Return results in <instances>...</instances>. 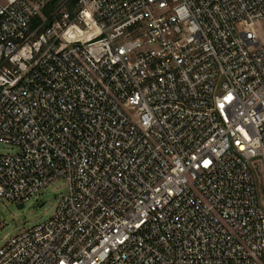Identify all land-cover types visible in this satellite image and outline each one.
Instances as JSON below:
<instances>
[{"label":"built area","instance_id":"obj_1","mask_svg":"<svg viewBox=\"0 0 264 264\" xmlns=\"http://www.w3.org/2000/svg\"><path fill=\"white\" fill-rule=\"evenodd\" d=\"M51 1L0 0V199L66 192L0 264H264V0Z\"/></svg>","mask_w":264,"mask_h":264},{"label":"rangeland","instance_id":"obj_2","mask_svg":"<svg viewBox=\"0 0 264 264\" xmlns=\"http://www.w3.org/2000/svg\"><path fill=\"white\" fill-rule=\"evenodd\" d=\"M256 34L264 40V22H256L253 25ZM0 151L15 152L12 146L0 142ZM66 192L64 179H58L53 183L41 188L23 207L0 199V247L12 235L47 219L54 211L57 199ZM260 193L264 197V180L260 179Z\"/></svg>","mask_w":264,"mask_h":264},{"label":"trees","instance_id":"obj_3","mask_svg":"<svg viewBox=\"0 0 264 264\" xmlns=\"http://www.w3.org/2000/svg\"><path fill=\"white\" fill-rule=\"evenodd\" d=\"M57 0H52L51 2H50V5L48 6V7H51L52 5H54V3L56 2ZM73 2H75V1H73Z\"/></svg>","mask_w":264,"mask_h":264},{"label":"water","instance_id":"obj_4","mask_svg":"<svg viewBox=\"0 0 264 264\" xmlns=\"http://www.w3.org/2000/svg\"><path fill=\"white\" fill-rule=\"evenodd\" d=\"M17 206H18V207H23V204H18Z\"/></svg>","mask_w":264,"mask_h":264}]
</instances>
